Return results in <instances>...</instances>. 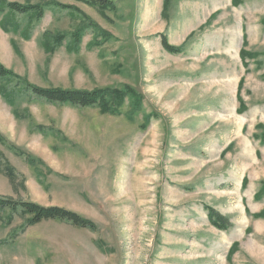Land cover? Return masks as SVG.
<instances>
[{
	"label": "rangeland",
	"instance_id": "1",
	"mask_svg": "<svg viewBox=\"0 0 264 264\" xmlns=\"http://www.w3.org/2000/svg\"><path fill=\"white\" fill-rule=\"evenodd\" d=\"M20 1L44 16H20L0 50L22 82H1L18 93L0 96V198L97 230L0 210V264H264V0ZM33 87L135 97L105 114Z\"/></svg>",
	"mask_w": 264,
	"mask_h": 264
},
{
	"label": "trees",
	"instance_id": "2",
	"mask_svg": "<svg viewBox=\"0 0 264 264\" xmlns=\"http://www.w3.org/2000/svg\"><path fill=\"white\" fill-rule=\"evenodd\" d=\"M77 2H81L83 4L97 7L101 10H115V4L110 0H74ZM63 9H68L72 17H78L77 14H81V11L78 8H73L71 6H61ZM8 11V15L5 16L1 21L0 25L4 32H10L9 29L12 27L14 32L20 27L17 22L9 16V14H30L35 12L33 20H41L44 16V8L40 5H22L15 2H7L5 0H0V16ZM93 28L96 30L98 29L97 26L92 24ZM30 26L28 27V30ZM104 36H106L104 34ZM27 37V36H26ZM71 41L73 44L78 45L81 42L83 37V30L72 34ZM68 36L66 35H58L55 39L57 45H61ZM163 47L166 51L171 54H181L183 51L181 48H176L170 45L166 38H163L162 41ZM246 45V41L244 43ZM15 47V46H14ZM50 48H47V52ZM15 51L18 53L17 48L15 47ZM242 57H245V52H241ZM244 60V59H243ZM6 81L14 85V88L18 85H22L21 79L15 75L11 70L6 69L3 65L0 64V96L5 99L7 104L14 105L15 100L17 97V93L15 90L8 91L7 89L2 87L1 82ZM25 82L24 80H22ZM19 83V84H18ZM242 85V84H241ZM26 87L28 85L26 84ZM31 88V87H30ZM36 95L46 99L49 102L57 103V104H69L73 106H80V107H98L102 113H109V114H117L119 107L123 104V101L126 97L134 98L135 96H128V95H135V92L130 87H125L123 90H112L106 89L102 91H74V90H62V89H41L38 87L32 88ZM133 105H135V109L140 107L138 100H134ZM246 183V182H245ZM18 208L22 209V213L30 217L29 225H36L43 221L48 220H63L72 223L73 225L80 227V228H88L90 230H97L96 224L93 222L80 217L79 215L64 210L60 208H44L38 206L33 203H26V202H15L9 199L0 198V210H11L16 211ZM208 217L211 225L217 228L220 231H227L230 227L228 220L217 213L212 208H208ZM257 218L264 219V211L256 215ZM232 250L229 252V259L232 257Z\"/></svg>",
	"mask_w": 264,
	"mask_h": 264
},
{
	"label": "crops",
	"instance_id": "3",
	"mask_svg": "<svg viewBox=\"0 0 264 264\" xmlns=\"http://www.w3.org/2000/svg\"><path fill=\"white\" fill-rule=\"evenodd\" d=\"M5 1H7V2H18L19 4H21L20 0H5ZM34 14H35V12H32L30 14H14V13H11V14H9V16L12 17L17 22V24L20 25V19H19L20 16L24 15V16H27L30 19H34ZM7 15H8V11L3 13L0 16V21ZM18 30L19 29H17L15 32L12 31L10 33L17 34L19 32ZM26 31H27V28H26ZM26 31L24 32L25 34H23V36L25 38H26ZM4 46H7L9 48L10 47V41H9V36L7 35L6 32H4L2 30L1 25H0V50H2V49L4 50L5 49ZM10 51H12V49Z\"/></svg>",
	"mask_w": 264,
	"mask_h": 264
}]
</instances>
